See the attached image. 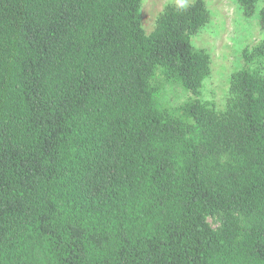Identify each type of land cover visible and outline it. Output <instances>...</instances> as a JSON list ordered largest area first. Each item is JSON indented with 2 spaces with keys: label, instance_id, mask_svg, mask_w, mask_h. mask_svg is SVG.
<instances>
[{
  "label": "trees",
  "instance_id": "16d2710c",
  "mask_svg": "<svg viewBox=\"0 0 264 264\" xmlns=\"http://www.w3.org/2000/svg\"><path fill=\"white\" fill-rule=\"evenodd\" d=\"M142 3L0 0V264H264V38L218 109L206 0Z\"/></svg>",
  "mask_w": 264,
  "mask_h": 264
},
{
  "label": "rangeland",
  "instance_id": "374dc122",
  "mask_svg": "<svg viewBox=\"0 0 264 264\" xmlns=\"http://www.w3.org/2000/svg\"><path fill=\"white\" fill-rule=\"evenodd\" d=\"M194 1L143 0V27L148 33L153 31L159 14L167 4L186 5ZM206 5L211 13L210 22L192 37L194 46L207 50L211 56V74L204 80L198 98L212 101L218 109H224L231 75L245 66L244 50L264 38L259 12L264 0L258 2L255 14L250 17L243 13L237 0H206ZM193 98L195 96L180 85L166 84L161 100L165 104L179 105ZM210 221L213 223L212 219Z\"/></svg>",
  "mask_w": 264,
  "mask_h": 264
}]
</instances>
